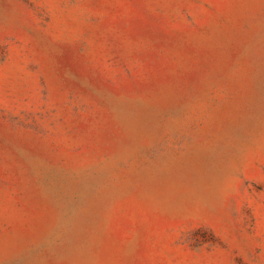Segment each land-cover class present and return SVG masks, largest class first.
Returning <instances> with one entry per match:
<instances>
[{
	"label": "rangeland",
	"instance_id": "obj_1",
	"mask_svg": "<svg viewBox=\"0 0 264 264\" xmlns=\"http://www.w3.org/2000/svg\"><path fill=\"white\" fill-rule=\"evenodd\" d=\"M0 264H264V0H0Z\"/></svg>",
	"mask_w": 264,
	"mask_h": 264
}]
</instances>
